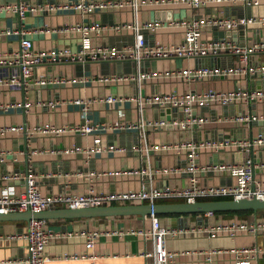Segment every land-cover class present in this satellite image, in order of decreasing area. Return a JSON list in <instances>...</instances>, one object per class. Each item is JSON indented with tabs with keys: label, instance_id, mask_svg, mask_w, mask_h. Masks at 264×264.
I'll return each mask as SVG.
<instances>
[{
	"label": "crops",
	"instance_id": "crops-1",
	"mask_svg": "<svg viewBox=\"0 0 264 264\" xmlns=\"http://www.w3.org/2000/svg\"><path fill=\"white\" fill-rule=\"evenodd\" d=\"M20 0H0V3ZM38 5L53 4L49 9L26 10L21 15L17 10L0 9V52L12 51L20 46L22 37H31L35 49L52 51L63 45L77 47L79 32L74 29H61L64 25L87 22L94 19L105 24L99 34H95V43L123 46L134 41V30L116 31L111 25L133 18L130 6L120 8H97L89 13H81L70 5L73 0H26ZM136 11L140 20L161 19L166 24L143 29L146 42H179L184 40L183 26L167 24L168 21L185 16L213 13L225 17L264 15V0H208L206 4L193 7L184 1L140 0ZM9 29L10 31H6ZM228 30H231L228 32ZM230 35L241 43L264 37V21L251 22L248 26L232 29L212 26L205 29L204 38ZM264 51L253 52L249 63L263 62ZM239 63L237 56L230 52L220 55H194L148 57L137 59L124 58H86L78 60L46 59L34 67L33 78L52 74L73 78L74 81L56 84H0V103L28 100L30 105H11L0 107V124L12 127L0 134V173L17 172L19 177L9 180L0 179V191L3 185L14 183L17 188L25 186V175L34 174L40 189L45 194L58 191H87L93 187L97 191H120L139 188L141 176L128 172H113L100 175L87 173L98 170H121L132 166H150L173 168L169 172L157 171L145 176L150 184L184 186L191 172L186 169L190 147H172L181 141L199 144L195 149L198 163L216 160L243 161L247 152L237 145L212 148L200 144L210 138L222 139L241 136H254L264 130V120L249 122L233 121L226 116L239 111H264V101L251 100L222 104L198 105L194 113L205 115L206 120L182 129L171 123L163 126L139 128H105V123L116 119L123 122L136 121L140 117H179L186 112L181 108L147 104L143 110L138 107L137 94L147 95L156 91L200 90L207 87L233 88L238 85L248 88L264 87V76L251 74H231L206 76L188 81L181 76L151 75L141 82L134 79H98L100 75L130 74L139 69L161 71L173 67L200 65H231ZM18 73V66L0 63V75ZM108 94L121 96L115 101L104 98ZM91 99L87 116L90 121L99 124V128L90 132L66 130L59 134L33 131L39 123L46 121L58 124H75L85 121L82 114L84 101ZM166 108V107H165ZM163 109V110H162ZM122 111L121 113L119 111ZM169 116V117H168ZM26 124L27 129H18L17 124ZM101 137L102 149H91L95 137ZM160 144L159 147L151 145ZM171 144L170 146H164ZM142 145L139 150L137 146ZM145 146H150L145 148ZM36 149V151H33ZM28 152V153H27ZM255 162L264 160V146L256 145L252 150ZM27 159V161H26ZM28 163V165H27ZM80 171L81 173H77ZM255 177L264 181V166L256 164ZM202 183H233L235 177L229 173L213 170L199 172ZM181 200V199H177ZM160 201V200H157ZM119 203L109 201L105 203ZM122 202H139L126 200ZM161 223L169 229H181L175 234L165 232L160 238L145 236L142 232H129L130 228H148L151 214L140 216L137 213L99 215V216H55L48 217L46 227L67 232L53 237L45 250L50 255L46 264H235L231 247L242 244H264V229L258 232L241 231L231 235L227 231L211 234L208 225L227 220L231 217L264 219V208L249 211L244 216L230 215L225 212L208 214L203 212L158 214ZM173 216V217H172ZM23 218L0 219V264H28L27 240L23 236H6L5 233L22 232L27 228ZM98 229L100 232L94 246H86L87 232ZM71 232V233H68ZM159 242H156V240ZM160 250L177 251L174 256L161 255ZM214 250V251H211ZM71 254V256L67 255ZM161 255V256H160ZM254 264H264V251L254 258Z\"/></svg>",
	"mask_w": 264,
	"mask_h": 264
},
{
	"label": "built area",
	"instance_id": "built-area-1",
	"mask_svg": "<svg viewBox=\"0 0 264 264\" xmlns=\"http://www.w3.org/2000/svg\"><path fill=\"white\" fill-rule=\"evenodd\" d=\"M184 1L193 7L206 4L208 0H171ZM221 1V0H216ZM237 1V0H231ZM255 1L258 0H244ZM65 5H70L79 10L81 13H89L97 8H120L123 6H130L134 12L133 18L127 21L117 22L111 27L116 31L122 32L125 30H134V41L131 44L123 46L109 45L95 43L93 37L99 34L106 25L102 24L100 20L94 19L87 22H80L70 25H64L61 29H74L79 32V45L72 47L70 45H63L58 48H53L52 51L43 49H35L31 37H22L20 46L12 51L0 52V63L18 66L21 74L26 77L25 84L34 82L37 84L53 85L56 83H66L74 81L63 75L52 74L48 76H39L33 78L34 67L46 59L51 60H82L86 58H124L132 56L137 59L148 57H170V56H194V55H220L222 52H230L237 56L239 63L231 65H200V66H181L173 67L161 71L141 70L135 73L126 74H109L100 75L98 79H134L141 82L143 78L151 75L163 76H181L182 78L191 81L195 79L204 78L206 76L217 75H231V74H251L254 76H264V61L249 63V59L253 52L264 51V37L252 41L239 42L230 35H224L215 38H204L203 33L206 28L217 26L226 29L236 28L238 26H248L251 22L264 21V15L241 16L237 18L225 17L219 14L206 13L193 16H185L181 18L172 19L167 22L171 25L183 26L184 40L179 42H156L148 44L146 42L143 29H153L162 26L165 21L161 19H147L140 20L136 16V11L141 5L140 0H73ZM55 7L53 4L38 5L26 0L18 2L0 3V9L17 10L23 15L26 10L35 9H51ZM6 31H10L7 29ZM21 78L18 73H13L8 76L0 75V84H15L21 83ZM117 98H122L114 94H108L104 99L107 101H115ZM137 99L138 107L143 110L147 104H156L161 107H175L181 108L186 112L182 118L179 117H159V118H144L140 117L136 121L123 122L120 119L114 120L112 123H105L103 127H121V128H139V131L145 130L148 126L157 127L165 124H173L179 128L185 129L194 123L206 120L205 115H198L194 113V109L198 105H209L214 102L228 104L240 101L249 102L251 100L264 101V87L248 88L238 85L233 88H216L207 87L200 90H187L179 93L176 90L170 91H156L145 96L137 94L134 96ZM83 99L76 98L75 101H82ZM82 114L85 121L75 124H58L50 121L39 123L33 131L43 133H61L66 130H80L82 132H90L99 128V124L90 121L87 112L91 99L83 100ZM11 105H22L28 107L30 102L23 101H9L8 103H0V107H7ZM122 112L121 110L119 111ZM233 121L249 122L254 120H264V111H239L238 113L226 116ZM11 124H0V134L11 128ZM15 127L23 129L24 124H17ZM95 145L91 149H102L101 137H95ZM200 144L218 148L226 145H237L244 149L247 154L243 161L230 160H216L206 162L204 164L198 163L195 159V149L199 144L190 141H181L172 145V147H190L189 161L186 169L191 174L189 181L184 186H174L169 184L155 185L144 181L145 176H151L157 171L169 172L173 168L164 166L162 168H151L150 166L140 165L132 166L121 170H98L87 173L88 177L93 174L100 175L104 173L113 172H128L139 174L141 176V185L139 188H129L120 191H97L93 187L87 191H58L50 194H45L41 191L39 183L34 174L28 173L27 180L23 189L16 187L14 183H7L2 186L0 191V212H8L14 210H40L49 207L51 204L59 205L66 204L67 206H85L96 205L109 201H126L139 200L155 202L159 199L165 198H182L183 200L195 201L199 199L215 198L220 196L227 197H248L259 196L264 197V181H260L255 177L254 167L256 164L264 166V160L255 162L252 155V150L256 145L264 146V130H260L254 136H241L222 139H213L202 141ZM167 144L164 146H170ZM160 144L151 145V147H159ZM150 146H145L149 148ZM139 150L143 148L142 145L137 146ZM33 151H36L34 149ZM204 170H213L221 173H229L235 177L233 183H202L199 180V172ZM77 173H81L77 171ZM19 177L17 172L0 173V179L9 180ZM208 214L213 211H206ZM152 222L148 228H130L129 232H142L145 236L151 235L155 238H160L161 235L167 231L172 233H179L181 229H169L161 223L159 215L151 213ZM27 228L22 232L5 233L6 236H23L27 240L28 254L26 261L28 264H46L50 255L46 252L45 247L50 239L66 234L60 230H52L46 227V217H31L27 221ZM264 229V219H248L243 217H231L227 220L217 221L208 225V230L211 234L218 231H227L231 235H236L241 231L258 232ZM98 229H91L87 234L86 246L92 248L94 241L99 234ZM71 233V232H68ZM4 236L0 233V238ZM156 242L159 240L155 239ZM234 254L235 264H254V258L258 256L260 251H264V244H242L230 248ZM214 251V250H211ZM161 255L174 256L177 251L160 250ZM71 256V254H67ZM160 255V256H161Z\"/></svg>",
	"mask_w": 264,
	"mask_h": 264
},
{
	"label": "water",
	"instance_id": "water-1",
	"mask_svg": "<svg viewBox=\"0 0 264 264\" xmlns=\"http://www.w3.org/2000/svg\"><path fill=\"white\" fill-rule=\"evenodd\" d=\"M231 30H228L230 32ZM21 84L25 87L26 77L21 75ZM170 110L171 107L164 108ZM163 110V109H162ZM169 117V116H168ZM25 130L27 125L24 124ZM28 153V152H27ZM27 161V159H26ZM28 165V163H27ZM28 174V173H27ZM26 174V175H27ZM25 175V181L27 177ZM251 208L254 211L264 208V197H226V198H208L195 201L189 200H168V201H139V202H119V203H101L85 206H67L62 203L59 205L51 204L49 207L40 210H14L0 212V219L23 218L27 221L31 217H55V216H99L137 213L140 216L151 213H189L215 210H238ZM173 217V216H172Z\"/></svg>",
	"mask_w": 264,
	"mask_h": 264
},
{
	"label": "trees",
	"instance_id": "trees-1",
	"mask_svg": "<svg viewBox=\"0 0 264 264\" xmlns=\"http://www.w3.org/2000/svg\"><path fill=\"white\" fill-rule=\"evenodd\" d=\"M226 197L227 196H220V197H215V198H226ZM177 199L183 200L182 198H165V199H159V200H161V201H168V200H177ZM249 211H254V210L251 209V208H248V209H238V210H215L214 212H225V213H228L230 215L237 214L239 216H243V215H245ZM159 214H163V213H159Z\"/></svg>",
	"mask_w": 264,
	"mask_h": 264
},
{
	"label": "rangeland",
	"instance_id": "rangeland-1",
	"mask_svg": "<svg viewBox=\"0 0 264 264\" xmlns=\"http://www.w3.org/2000/svg\"><path fill=\"white\" fill-rule=\"evenodd\" d=\"M161 201V200H160ZM244 216V215H243Z\"/></svg>",
	"mask_w": 264,
	"mask_h": 264
}]
</instances>
